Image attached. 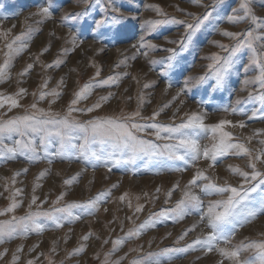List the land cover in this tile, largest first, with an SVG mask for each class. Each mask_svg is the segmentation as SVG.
<instances>
[{"label":"snow or ice","instance_id":"1","mask_svg":"<svg viewBox=\"0 0 264 264\" xmlns=\"http://www.w3.org/2000/svg\"><path fill=\"white\" fill-rule=\"evenodd\" d=\"M127 2L134 4L135 0H127ZM255 2L256 0H238V7H232L224 12L218 6L224 5L226 0H212L210 6H206L203 0H191L194 5L210 10H206L201 16L185 13L192 22L177 20L175 17L143 20L140 22L142 34L139 35L137 43L131 45L133 49H136V53L118 62L116 67L127 66L128 60H134L136 54L147 57L150 51L167 52L168 55L163 60L149 61L150 65H160L158 74L164 78L167 86L165 91H167L174 86L173 73L180 68L185 54H195L197 45L194 41L197 35L201 34L202 30H215L235 43L229 46L219 41H212L213 45L227 54L214 53L204 57L209 61L205 73L197 77L184 78L172 102L192 92L193 88H201L210 81L212 82L211 92L225 89L229 79L237 71V65L244 59L243 54L247 53V63L242 68L245 78L241 89L247 91L246 99L237 98L238 107L229 105L218 110L232 115H247L249 120L264 121V18L256 15L253 7ZM77 3L84 5L85 10L65 14L61 17V22L64 26H69L72 21L81 22L90 19L89 35L95 43L101 45L97 50L98 54L104 53L109 44L114 46L132 38L118 26L125 25L126 21L138 20V16L132 11L126 12L121 7L122 0H77ZM260 3L264 4V0H260ZM145 7L154 11L157 16L167 17V13L159 5H146ZM55 9L54 0H43L42 3L37 0V11L31 14L39 17L35 22L36 25L53 19ZM97 10L101 13L99 17L95 15ZM212 20L216 23H211ZM224 20L233 25L247 22L253 27L244 32L221 30L219 24ZM163 25L183 26L184 33L178 40L164 38L166 43L176 45V47L160 48L146 39ZM36 30V27L29 25L26 31L6 44L5 58L3 63H0V83L11 78V68L14 66L15 58L28 48ZM9 34L10 30L0 32V37H7ZM69 36L72 48L65 49L62 55L74 52L86 39L83 33L75 31L73 26H69ZM62 63L64 61L58 58L46 67L59 68ZM91 66L96 67L94 62ZM32 68L33 65L28 64L20 76H27ZM250 70L255 74L248 76ZM100 75L101 69H97L93 78L73 93V99L63 116L38 107L39 101H44L48 97L52 98L50 103H56L63 95L62 89L66 87V80L62 77L56 88L48 90L51 79L49 77L39 86L38 101L30 106L31 111L8 119L0 118V162H7L18 157L27 159L29 163L46 160L49 165L53 164L56 158L61 161H78L84 164L85 168L81 173L63 182L66 187H71L79 182L81 175L89 167L95 170L103 166L111 173L113 167L123 165L132 175L138 174L140 167L154 168L157 174H162L163 170L183 173L190 168H196L201 160L208 161L209 169L214 170L218 164L223 163L226 157L246 159V165L243 168L236 164H229L226 168L230 176L239 178L236 184L230 183L228 179L221 181V178L216 175H208L207 170L196 168L192 178L183 188L177 182L165 194V204H168L172 200L173 193L180 192V199L175 202L174 206L151 213L142 224L129 229L125 236L112 241V253L133 239H138L146 229H154L165 222L175 225L189 216H198L196 223L187 228L177 240V243H180L190 233L200 228L201 234L197 235L191 243L184 247L165 248L160 253L149 251L138 256L131 264H172L178 256L186 255L191 251H201L206 255L215 252L220 257L218 264H225V261L228 264H264V239L252 240L246 237L238 243H233L241 229L260 217H264V169L258 167V165H264V138L258 140V147L250 148L226 130L227 126L244 128L246 125L243 121L236 125L231 120L223 119L214 124H207L205 122L208 116L207 111L185 113L186 119H182L178 124L175 123L174 113L172 123H158V118L166 108L171 107L172 102L154 110L151 115L145 116L143 115L144 104L150 101L145 100L143 93L138 97L136 110L131 113L119 116H96L81 121L73 113L96 112L113 98V94L100 96L90 107L79 108L77 106L87 101L99 88L119 87L122 79L121 74H114L100 80ZM151 87H154V82L144 84V89ZM27 94L25 88H20L14 95L0 93V109L7 106L8 111H11L22 107L20 99ZM31 94L34 97L37 96L36 92ZM197 102L203 106L207 101L201 99ZM180 103L183 104L184 101L181 100ZM249 105L252 106L251 109L247 108ZM256 136H264V130L248 136V143H251ZM205 140L211 143H203ZM57 142L59 148L54 150L53 145ZM27 172V168L23 169L24 174ZM20 174L15 173L12 177L13 185ZM48 174L49 171L45 169L37 177L25 215L15 214L23 204L22 200L17 199L22 189H15L8 197L9 205L0 209V218L8 217L0 219V245L17 239H26L31 233L42 234L51 230L48 228V223L56 229H62L66 223L72 224L82 220L85 216L95 215L103 204L110 202L111 190L100 192L84 202L67 204L61 203L67 195V192H63L52 201L51 208L44 210L43 204L47 203V200L37 204L39 197L34 193L37 188L42 187L39 181L45 179ZM118 187V184L112 185L113 189ZM160 192L161 189L157 188L156 195L150 199L158 200ZM144 195L147 197V193ZM118 199L122 203L127 202L130 209L133 208L128 193H124ZM136 200L139 201L140 197L137 196ZM144 207L143 204L137 203L133 209V215L142 213ZM104 210L107 211L106 208ZM127 219L132 221V217H127ZM204 229H207L206 233ZM121 231H123L122 225ZM91 235V233L85 235L82 238L85 243L74 249L70 256L83 253ZM168 235L170 236L171 233ZM104 243L108 241L105 240ZM34 250L35 248L31 249V251ZM16 251L17 253L23 252L22 246ZM131 251L143 252V247L133 248ZM6 254V250L0 253V259ZM160 257L167 259L161 260ZM19 259L20 257L14 254L12 264H18ZM97 259H99L98 256ZM27 264H35V261L29 260ZM49 264H54L51 258H49ZM104 264H108V256L105 257ZM115 264H122V261L117 260Z\"/></svg>","mask_w":264,"mask_h":264},{"label":"rangeland","instance_id":"2","mask_svg":"<svg viewBox=\"0 0 264 264\" xmlns=\"http://www.w3.org/2000/svg\"><path fill=\"white\" fill-rule=\"evenodd\" d=\"M40 2L42 3L43 0H40ZM54 3L56 9L53 19L36 25L35 22L39 17L31 14L37 11V0H0V32L10 30L7 37H0V63L4 61L7 43L26 31L29 25L37 29L29 42L28 48L15 58L14 66L11 68V78L4 83H0V93L14 95L20 88H25L28 94L20 99L22 107L11 111H8L7 106L0 109V118L8 119L24 115L26 111H31L30 106L38 101L39 86L49 77L51 79L48 90L56 88L62 77L66 80V87L62 89L63 95L56 103H50L52 98L48 97L44 101H39L38 107L63 116L73 99V93L91 80L97 69H101L100 80L106 79L110 75L121 74L122 79L119 87L112 86L97 89L87 101L81 102L77 107H90L100 96H107L109 93L113 94V98L100 110L91 114L73 113L77 119L86 121L96 116H119L131 113L136 110L138 97L141 93L144 94L146 101H150V103H145L143 108V115L149 116L154 110H158L163 105L173 101V97L176 96L178 88L182 86L184 78L188 76L197 77L205 73L209 61L204 57L214 53L227 54L213 45L212 41H219L229 46L235 43V41L223 37L215 30H202V33L198 34L194 41L197 45L195 54H185L180 68L173 73L174 86L165 91L167 87L165 80L158 74L160 65H150L149 61H161L168 55L167 52L150 51L147 57L136 54L134 60H128L127 66L121 65L119 68L116 67L117 63L126 57H132L136 53V49H133L131 45L137 43L139 35L142 34L141 21L175 17L177 20L192 22L185 13L201 16L206 10L210 9L196 6L191 3V0H135L134 4L122 0L121 7L126 12L132 11L138 16V20L126 21L125 25L118 26L132 37L130 40L114 46L109 44L104 53L98 54L97 50L101 45L91 39L88 31L91 20L72 21L69 26H73L78 33H83L86 39L74 52L62 55L63 51L71 49L72 45L70 43L69 26L62 24L61 17L68 13L84 11L85 6L78 4L77 0H54ZM203 3L210 6L212 0H203ZM146 5H159L167 13V17L157 16L154 11L146 8ZM218 7L226 12L232 7H238V0H226L224 5ZM253 7L256 15L264 18V4H261L260 0H256ZM95 15L97 17L101 15L99 10L95 12ZM4 17H7V19H4ZM211 23H216V21L212 20ZM251 27L253 26L247 22L233 25L226 20L221 21L219 24L221 30L231 32H244ZM183 33L184 28L182 25H163L153 35L147 36L146 39L160 48H170L176 47V45L166 43L164 38L178 40ZM45 49H48V51H45ZM243 55L244 59L237 65V71L231 76L225 89L211 92V81L201 88H193L192 92L186 93L179 100L172 102L171 107L162 112L157 122L170 124L175 113V123L178 124L182 119H186L185 113L207 111L208 116L205 121L207 124H214L223 119L231 120L236 125L243 121L246 125L244 128L227 126L226 130L231 132L239 142L245 143L246 146L250 148L258 147V140L264 138V136L254 137L251 143H248L247 137L253 135L254 132L264 130V121L259 119L249 120L247 115H232L218 110L229 105L238 107L236 105L237 98L246 99L247 97V91L241 90L242 81L245 78L242 68L247 63V53ZM37 57H39L38 60ZM58 58L64 61L59 68L49 69L46 67ZM93 62L96 67L91 66ZM28 64H32L33 68L27 76L21 77L20 73L26 69ZM254 74L250 70L248 76ZM151 82H154V87L144 89V84ZM33 92H36L37 96L34 97L31 94ZM201 99L207 101L203 106L197 102ZM181 100L184 101L183 104L180 103ZM251 107V105L247 106L248 109H251ZM203 143L210 144L211 142L205 140ZM58 148L59 144L57 142L53 145V149L57 150ZM229 164H236L243 168L246 165V159L226 157L223 163L218 164L214 170L209 169L208 161L201 160L196 168L207 170L208 175H216L221 178V181L228 179L230 183L236 184L239 178L230 176L226 171ZM258 167L264 169V165H258ZM25 168L28 169L26 174L23 173ZM84 168L85 165L78 161H61L59 158H56L51 165L46 160L39 163H29L23 157L0 162V209L9 205L8 197L15 189H22L21 195L17 197L18 200L23 201L22 206L15 213L18 216L27 213L37 177L45 169L49 171V174L45 179L39 181L42 187L37 188L34 193L39 197L37 204L47 200V203L43 204L44 210L51 208L53 206L52 201L56 200L63 192H67V195L61 203L67 204L84 202L100 192L112 191L110 202L103 204L95 215L85 216L82 220L75 221L72 224L66 223L62 229H56L45 221L51 230L42 234L31 233L26 239H17L0 245V253L7 251V254L0 259V264H12L14 254L20 257L18 264H27L29 260L35 261V264H49V258L54 264H104L106 256H108V264H115L117 260H121L122 264H131L138 256H142L149 251L160 253L165 248L184 247L191 243L197 235L201 234V229L197 228L185 240L177 243L180 235L198 220V216H189L179 224L174 225L171 222H165L154 229H146L138 239H133L112 253V241L125 236L129 229L142 224L151 213L174 206L175 202L180 199V192H174L172 200L168 204H165V194L177 182L183 188L192 178L196 168H190L183 173L163 170L162 174H157V170L154 168L140 167L138 174L132 175L127 167L123 165L113 167L111 173L103 166L95 170L89 167L86 172H83L78 183L71 187L64 185V180L81 173ZM18 172L21 174L16 177V183L13 185L12 177ZM114 184H118L119 187L113 189L112 185ZM157 188L161 189L159 199L153 201L150 198L156 195ZM124 193H128L133 205L132 209L127 206V202L122 203L118 199ZM145 193H147V197L144 195ZM137 196L140 197L139 201L136 200ZM137 203L143 204L145 207L142 213L133 215V209ZM105 208L107 211L104 210ZM127 217H132V221H129ZM6 218L8 217L0 219ZM121 225L123 231H121ZM204 232L206 233L207 229H204ZM89 233L92 235L86 242V250L78 256H70L74 249L85 243L82 238ZM168 233H171V235L169 236ZM246 237L252 240L264 239V217H260L252 224L241 229L233 243H238ZM105 240L108 243H104ZM21 246L23 252L17 253V248ZM140 246L143 247V252L131 251V249ZM33 248L35 250L31 251ZM53 248H55V251H53ZM110 253L111 255H109ZM97 256L99 259H97ZM160 259L166 260L167 258L160 257ZM219 260L220 257L215 252L206 255L201 251H191L186 255L178 256L172 261V264H218ZM225 264H228V262L225 261Z\"/></svg>","mask_w":264,"mask_h":264}]
</instances>
